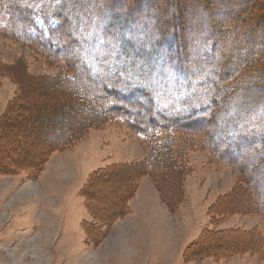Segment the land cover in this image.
Returning <instances> with one entry per match:
<instances>
[{
	"label": "rangeland",
	"instance_id": "obj_1",
	"mask_svg": "<svg viewBox=\"0 0 264 264\" xmlns=\"http://www.w3.org/2000/svg\"><path fill=\"white\" fill-rule=\"evenodd\" d=\"M224 1H230L234 10L250 2ZM179 13L189 20L188 11ZM118 34L123 36L121 32ZM190 35L186 31L183 37L190 39ZM259 36L255 34L253 38ZM242 53L235 51L233 60ZM146 60L142 57L140 63L153 64ZM253 68L264 71L261 62ZM55 74L65 78L73 75L62 60H52L25 42L0 35V115L19 92L25 111L23 120L13 123L16 131L25 136L24 141L6 147L16 131L8 133L1 128L4 137L0 140V165L10 162L16 165L21 158L34 159L44 144L51 141L54 130L62 134L81 118L92 117L78 130L75 140L47 150L46 160L41 161L42 167L35 177L27 176L25 171L0 173V264H264V216L257 204L264 199V148L248 153L245 173L207 148L205 141L211 140V134H206L209 130L173 131L171 139L161 132L156 138L144 136L118 115H109L113 114L107 108L111 101L91 107L87 102L83 105L81 95H72L88 85L84 77L78 75L69 89L51 79ZM159 79L163 82L166 78ZM245 86L239 94L232 91L234 98L217 99L224 109L214 127L224 122L239 125L245 118L256 124L259 110L253 107L259 99L254 92L264 91V86L248 80ZM69 98L71 105L66 104ZM59 104H65V108H57ZM136 111L142 113L143 107ZM97 113L106 117H94ZM138 117L137 125H154L155 116L150 111ZM159 141L162 143L158 145ZM151 144L156 154L161 147L171 146V158L166 156L170 158L166 162L171 175L163 177L168 179L174 173V179L180 181V200L172 208L174 211L162 201L155 179L150 173L145 174L127 201V212L108 225L94 223L101 238L88 243L83 223L92 221L81 192L89 175L107 165L140 161L148 150L151 152ZM126 172L109 175L96 198L111 206L116 192L126 183ZM251 182L257 187L254 193L249 186ZM255 207L257 212H251ZM206 230L239 231L240 238L246 240L250 236L253 241L249 242L254 243L246 248L238 244L235 249L238 253L219 259L207 256L198 261H184L185 249ZM209 245L207 249L214 252L216 243Z\"/></svg>",
	"mask_w": 264,
	"mask_h": 264
},
{
	"label": "trees",
	"instance_id": "obj_2",
	"mask_svg": "<svg viewBox=\"0 0 264 264\" xmlns=\"http://www.w3.org/2000/svg\"><path fill=\"white\" fill-rule=\"evenodd\" d=\"M230 3L224 0H0V35L25 42L52 60H62L73 75L65 78L55 74L51 79L69 89L78 75L84 77L88 85L76 94L72 92L84 98L83 105L87 102L88 106L96 107L100 102L111 101L107 108L113 114L109 115H118L148 137L156 138L161 132L171 139L173 131L209 130L206 134H211V140L205 141L207 148L246 173L244 163L248 153L264 148V91L254 92L259 99L253 107L259 110L256 124L246 118L233 126L224 122L214 127L213 123L224 109V104H217V99L234 98V92L239 94L246 88L247 80L264 86V71L252 69L258 62L264 65V0H250L246 7L235 10ZM180 11H188L190 21ZM186 31L191 34L190 39L183 37ZM255 34L259 38L254 39ZM240 50L242 56L233 60L235 51ZM142 57L153 64H141ZM162 76L166 79L160 82ZM180 92L184 94L180 96ZM22 98L19 92L0 115V140L4 137L1 128H6L8 133L12 129L16 131L13 123L25 117ZM71 101L67 99L66 104L71 105ZM140 107H143L142 113L136 111ZM57 108L64 109L65 104ZM149 111L155 116L154 125H137L138 115ZM93 115L106 117L101 113ZM91 118H81L62 134L54 130L51 141L44 144L34 159L26 161L20 157L16 165L2 164L0 173L25 171L27 176L35 177L46 160L47 150L75 140L78 130ZM185 118L188 120L183 121ZM24 139L16 131L14 142L7 141L6 147ZM150 147L154 151L148 150L140 161L107 165L89 175L81 192L92 221V224L83 223L88 243L101 238L95 224L108 225L127 212V201L145 174L150 173L155 179L162 201L174 211L180 200V181L174 179V173L168 179L163 177L170 173L166 161L171 158V146L161 147L159 155L153 144ZM120 171H127L126 183L116 192L111 206L105 205L95 195L102 190L101 184L109 175ZM249 186L254 193L256 185L251 182ZM257 204L264 216V199ZM253 209L247 210L257 212L256 207ZM239 233L206 230L185 249L183 260L198 261L207 256L219 259L238 253L235 250L238 244L246 248L254 243L249 242L250 236H246V241ZM211 243H216L214 252L207 249Z\"/></svg>",
	"mask_w": 264,
	"mask_h": 264
}]
</instances>
